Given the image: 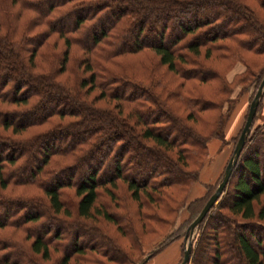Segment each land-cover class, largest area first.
<instances>
[{
  "label": "trees",
  "instance_id": "obj_1",
  "mask_svg": "<svg viewBox=\"0 0 264 264\" xmlns=\"http://www.w3.org/2000/svg\"><path fill=\"white\" fill-rule=\"evenodd\" d=\"M252 1L260 14L246 0H10L17 5L11 14L15 27L6 23L10 16L0 18V264H44L49 248L61 251L56 264H68L83 253L84 246H59L66 221L58 214L70 215L61 197L65 187L73 189L77 217L98 214L109 220L96 199L99 189L111 198L117 180L132 199L144 194L155 205L164 201L163 187L186 185L179 206L188 225L222 176L223 168L214 182L204 184L202 196L188 200L209 158L207 142L229 140L223 136L227 117L221 134L191 128L174 114L171 98L189 115L215 109V101L182 93V81L167 95L164 86L156 90L152 79L129 80L121 75L117 58L150 49L158 63L183 80L219 78L218 71L197 58L203 49L205 59L244 61L245 73L257 86L264 67L253 73L251 60L242 54H264V0ZM23 11L29 14L20 24ZM45 47L50 49L42 51ZM72 48L79 55H71ZM38 53L43 66L35 60ZM64 71L71 77L63 79ZM93 89L98 92L90 97ZM101 100L105 103L97 104ZM255 113L222 193L196 226L191 264H202L207 251L209 264H231L233 258L239 264H264V117L256 122ZM53 116L58 121L51 123ZM213 122L215 129L219 120ZM29 128L39 129L20 135ZM171 147L177 160L168 154ZM202 148L206 156L197 169H184L200 159L195 152ZM171 167L180 172L178 177L163 176ZM35 204L41 208L33 209ZM164 207L171 211L170 205ZM141 219L166 221L155 210ZM80 233L73 232L70 245ZM29 238L26 250L23 243ZM15 254L22 256L19 262L9 258Z\"/></svg>",
  "mask_w": 264,
  "mask_h": 264
},
{
  "label": "rangeland",
  "instance_id": "obj_2",
  "mask_svg": "<svg viewBox=\"0 0 264 264\" xmlns=\"http://www.w3.org/2000/svg\"><path fill=\"white\" fill-rule=\"evenodd\" d=\"M246 1H248L250 5L254 6L258 14L261 13L255 7L256 4L252 0ZM41 6L43 5L41 4ZM16 9L17 5L10 4V0H0V18H6L7 16H10L9 20L6 21V23L8 24V22L10 21L11 25L14 24V27L15 21L13 20V16H11V14ZM28 14L29 11L22 12L21 18H19L18 20L20 24L22 20L24 21L26 19V16ZM57 44L58 50H60L62 47L61 40H58ZM49 49V47H45L41 50L48 51ZM202 50L197 58L201 62H204L205 64L218 71L219 78H213L204 82H200L197 79L183 80L177 74L168 71L164 65L158 63L157 56L150 49H142L139 52L124 54L117 59L119 65L124 71L121 75H125L128 79L130 77H134L136 79H144L143 82H147V80L152 79L156 82V90L158 88L161 89L160 87L164 86V90H161H163V93H167V95L168 93H171V90L177 88L179 86V82L182 81L181 87L179 86L182 93L187 94L190 92L200 95L204 99L209 98L217 103L215 109L204 111L202 110L199 112H194L195 115H189L188 108L183 107L178 102H176V100H173L171 98V106L172 108H174V114L181 117L187 125L191 126V128L202 133H210L213 130L221 134L223 122L227 117V121L223 128V136L224 138H227L229 140L220 141V138H217L220 144L218 146L219 148L216 150L219 151L224 147H226L227 149L226 158L221 165L222 168H224L235 144V139L232 137L236 136L239 133L238 131H240L239 129L243 124L248 104L258 85L254 86V83L252 82V76L245 73L244 61L242 62L241 60L236 57L234 58L233 56H229L226 58H213L212 56L205 59L202 56ZM73 53L75 55H79L78 53H75L74 48L71 49V55H73ZM216 53L217 52L214 51L213 55ZM242 54L251 60L248 61L253 73H256L258 71V68L264 67V54L252 55L246 52ZM40 55L41 54L38 53L35 56V60L40 66H43L44 63L41 60L39 61ZM56 64V62L52 63V67H55ZM72 68L75 69V67L73 66ZM132 74H134L136 77ZM61 75L63 76V79L71 77V75H69L67 71H64ZM78 77H82V74L78 73ZM97 92V89H93L89 96H94V94H97ZM262 94L263 95H261L260 97V103L258 104V109L255 113L257 118L256 122H259L264 117V92ZM109 102L110 104L113 103V101L111 100ZM104 103V100L97 102V104ZM214 119L219 120V123L215 126V129H213L212 127V122ZM56 120L58 121V117L53 116L49 120V122L53 123ZM215 122L216 121H214L213 124H215ZM37 129L29 128L23 131L20 135L26 136ZM168 150V154L173 159L177 160V153L175 152V148L171 147V149ZM195 153L200 159L195 162H188L187 165L183 167L184 169L196 170L198 167V162L205 159V148H202L198 153ZM210 155L211 156H209L208 153L209 161L213 158V156H216L212 154ZM237 159L234 167L236 166ZM208 160H205V162ZM170 170L171 171L168 174H165L163 176H179L180 172H178L176 168L171 167ZM238 171L239 170L237 169L232 175L231 182L236 177ZM27 172L28 170L21 173V175H26ZM212 189L213 188H211V191ZM99 190L100 192L98 193L96 203L98 205H102L104 209H106V211L110 214L111 217L109 220L103 218L98 214H95L91 219L77 217L74 211L76 197L73 194V189L71 187H65L61 191V197L64 200V204L68 206L70 215L69 217H62L63 215L61 212L58 214L61 216L59 217L62 220L66 221L62 223L59 246L62 248V250L64 248H67L68 250L70 246L85 247V249H83V253L75 255V257L71 258L68 261V264H140L142 262H144L143 264H151V259L156 255L151 254L153 252L155 253V251L159 247L170 240V243H172L173 241L178 242L177 250L173 256V259L171 256V259H165L161 264H178L181 261V253L186 243L185 230L187 227L186 222L188 221H186L187 213L185 209H180L179 204L183 202L182 198L185 197L187 191L186 185H180L174 188L170 186L163 187L161 197L164 201H162L160 205H155L154 202L148 203L144 194L140 195L141 198L139 200L132 199L130 197L129 191L126 189L125 183L121 180L116 181L114 195L111 198L106 195L102 191V189ZM28 192H35L39 195L42 194L41 191L37 190H31ZM261 198L263 199L264 195H262ZM165 205H170L171 211H164ZM161 207L162 209H160ZM40 208L41 206L37 204H35V206L33 207V209ZM9 209L10 207H7V210ZM152 210L158 211L160 214H162L166 219V223H154L152 221L149 222L143 219V221L145 222L144 225L141 219V214L144 215V213L151 212ZM76 231L81 232L80 236L78 237V240L75 244L70 245L72 243L71 239L73 238V232ZM195 231L196 227L192 232L191 244ZM30 240L31 239L29 238L24 240V243L22 242L25 249L28 247ZM251 241L254 243L252 239ZM49 250L51 254L50 258L48 260H41V262H43L44 264H56L58 258H60L61 251H55L52 250V248H49ZM210 257L211 253L207 251V253L201 258V263L209 264ZM9 258L19 262L22 256L20 254H15L11 255ZM230 263L239 264V260L233 258L231 259ZM154 264L158 263L155 262ZM187 264H191V262H189L188 260Z\"/></svg>",
  "mask_w": 264,
  "mask_h": 264
},
{
  "label": "water",
  "instance_id": "obj_3",
  "mask_svg": "<svg viewBox=\"0 0 264 264\" xmlns=\"http://www.w3.org/2000/svg\"><path fill=\"white\" fill-rule=\"evenodd\" d=\"M264 90V75L262 76L256 91L254 92L245 114V118L243 121V124L240 128V131L238 133L237 139L235 141V144L233 146L232 152L223 168V173L218 181L215 189L213 192L208 196L206 201L204 202L203 206L199 210V212L195 215V217L188 223L186 230H185V237H186V243L183 247V253H182V259L178 264H187L189 260L190 255V248H191V236L193 229L197 226V224L202 220V218L205 216L207 211L211 208V206L216 202L220 194L222 193L230 175L233 169V166L236 162V159L239 156V153L242 149V146L244 144V141L247 137V134L249 132L253 116L255 113L256 106L258 104V101L263 93Z\"/></svg>",
  "mask_w": 264,
  "mask_h": 264
},
{
  "label": "crops",
  "instance_id": "obj_4",
  "mask_svg": "<svg viewBox=\"0 0 264 264\" xmlns=\"http://www.w3.org/2000/svg\"><path fill=\"white\" fill-rule=\"evenodd\" d=\"M219 144L220 142L217 138H212L207 142L209 156H211L210 154L216 156H213V158L210 161L209 160L206 161L205 164L202 166L199 172L198 180L192 185L190 189L188 200H192L193 198L202 196L205 191L204 184L213 182L221 172L222 169L221 165L223 164V161L226 158L227 149L226 147H224L219 151H216L219 148L218 147ZM177 246H178L177 241H173L172 243H170L168 246H166L163 250H161L151 259V264H154L155 262L161 264L165 259H171V256L173 259V256L177 250Z\"/></svg>",
  "mask_w": 264,
  "mask_h": 264
}]
</instances>
